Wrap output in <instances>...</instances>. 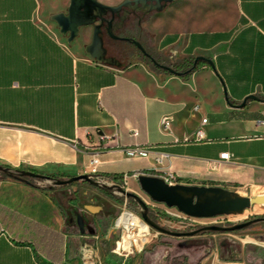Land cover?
<instances>
[{
  "label": "crops",
  "instance_id": "0c3cea01",
  "mask_svg": "<svg viewBox=\"0 0 264 264\" xmlns=\"http://www.w3.org/2000/svg\"><path fill=\"white\" fill-rule=\"evenodd\" d=\"M10 1L0 0V42L8 46L0 52V165L67 179L87 174L97 156L102 185L33 178L32 186L0 176V264H264L259 226L209 234L201 243H146L116 256L115 219L130 202L114 185L124 173L155 174L158 166L153 155L129 157L103 148L99 138L156 145L169 154L163 167L170 165L180 184L264 194V0H234L236 20L227 28L213 27L207 17L195 19L199 25L186 19L195 28L157 37L154 50L167 61L212 60L214 68L202 66L187 80L81 56L32 20L38 0H30L28 19L16 18L19 9ZM158 24L144 26L152 32ZM250 94L257 99L238 106ZM223 152L228 160L220 159ZM127 187L147 196L138 178L130 177ZM251 210L264 212V205Z\"/></svg>",
  "mask_w": 264,
  "mask_h": 264
},
{
  "label": "water",
  "instance_id": "95a60500",
  "mask_svg": "<svg viewBox=\"0 0 264 264\" xmlns=\"http://www.w3.org/2000/svg\"><path fill=\"white\" fill-rule=\"evenodd\" d=\"M173 1L176 0H122L117 4H106L99 0H69L65 11L53 12L49 15V18L56 23L59 33L65 37L67 44H71L72 41L78 37L81 27L91 26L92 32L90 41L84 45V52L97 63L116 67L117 64L115 61L105 56L103 40L100 34L103 22H107V31L111 38L119 39L120 37L113 33L112 22L111 20H107L105 16L108 13H118L123 6L135 8L138 3L143 7H149L150 9L161 11L164 9L166 3ZM128 12L127 9L124 10V14L120 17L121 21L124 20ZM136 44L139 45L138 42H136ZM198 61H203L214 68L212 60L208 57L197 55L194 57L193 64L195 65ZM158 66L173 75L177 76L180 74V72L176 71L171 66L161 64H158ZM248 99H257V97L250 94L244 97L238 106H244ZM2 170H4V168L0 165V171ZM21 174L34 179H42L51 182L53 185H66L78 180H84L93 185H102L101 182L93 180L88 174L55 180H52L48 175H40L30 170H22ZM138 181L141 190L152 200L165 203L168 207H175L177 210L189 216L198 218L239 214L250 206L264 203V194H258L253 197L241 196L219 186L187 184L170 185L157 176L146 174L139 175ZM118 190L127 198L131 197L137 202L140 206V216L142 219L158 232L173 237L192 236L197 232H178L160 226L148 215V208L141 197L119 187ZM79 195L81 202L84 205L87 200L86 190H80ZM253 222V220H246L230 226L206 225L201 227L199 231H236L248 227Z\"/></svg>",
  "mask_w": 264,
  "mask_h": 264
},
{
  "label": "rangeland",
  "instance_id": "374dc122",
  "mask_svg": "<svg viewBox=\"0 0 264 264\" xmlns=\"http://www.w3.org/2000/svg\"><path fill=\"white\" fill-rule=\"evenodd\" d=\"M99 1L106 4H117L122 0H99ZM10 2L11 4L7 6H10L12 9L15 10L19 9L21 15L24 17L29 16V13L33 7V3L30 0H11ZM68 3L69 0H38V3L36 4V9L32 14V20L41 28H43L45 31H47L50 35L58 39L62 44H64L65 46H69L71 50H73L77 54L81 56L89 57L84 52L83 48L84 45L90 41L91 32H92L91 26L81 27L78 37L75 38L71 44H67L65 37L61 33H59L56 23L49 18V15L53 12L65 11L68 6ZM1 8L2 7H0V12H1ZM206 17L209 19L208 23L212 24V26L215 28H227L231 26L236 20V9H235L234 0H176L171 2L169 5H167V7L163 11L154 13L151 16L149 22L147 23V26L149 24L159 23L156 29L151 30L152 31L151 35L153 38L152 48L155 49V40L160 34L167 31H174V30L183 31V30H188L189 28L193 29L195 27H190V25L192 22L194 23L195 19H199V18L204 19ZM186 19H190V20L192 19L193 21L191 20L192 22L190 21L186 22ZM196 23L199 25L198 21ZM134 63H136V61H133L130 67H134V66L140 67L139 63L136 65ZM148 68L151 70H155L154 67H152L151 65H148ZM204 116L207 117L206 114ZM210 124H214L213 121H211ZM79 181H82V183L85 182L84 180H78L74 182V184L79 185V183H77ZM217 186L225 188L229 191H233L241 196L253 197L256 195V190L250 189L249 187L228 188L225 187L226 186L225 184L217 185ZM128 201L130 202V204L127 205L126 208L134 212L135 215L137 214L138 217L142 219V217L140 216V206L137 204V202L132 198H129ZM119 213L120 211L118 212V215ZM148 215L160 226L167 228L169 230L178 231V232H191V231H197V232L192 236L173 237L166 234H162L157 230H155L154 228H152L149 224H147L150 228V235L145 237L144 239L140 238L138 241L139 243L136 242L133 243L134 245H136L138 249H140L146 243L163 244V243H170L169 241H182V242L188 241V243H193V244L201 243L203 241L206 242L207 239H211V237L208 236L209 234L222 233V232H213V231L201 232L199 231V229H201V227H203L204 225H196V226L182 225L178 223V221H173L172 219H169V217L163 215L159 217L154 216V214H152L149 211H148ZM216 219L218 220V224L216 225H221V226H230L235 223L246 220L254 221L251 225H249L246 228L236 231H229L227 233H234V234L248 233L251 230V228L254 226H259L261 228L264 227V212H261L259 210L252 211L251 206L243 210L239 214L220 215ZM143 222L145 221L143 220ZM119 241H122V237L120 240H118V242ZM112 248L113 249L115 248L114 244ZM117 249H118V244H117V248L115 249V255L118 257H121V255L123 254L122 252H127L120 249L118 253L116 252ZM128 252H131V250Z\"/></svg>",
  "mask_w": 264,
  "mask_h": 264
},
{
  "label": "flooded vegetation",
  "instance_id": "af4514ba",
  "mask_svg": "<svg viewBox=\"0 0 264 264\" xmlns=\"http://www.w3.org/2000/svg\"><path fill=\"white\" fill-rule=\"evenodd\" d=\"M170 3H166L164 9ZM125 9L129 12L126 14L124 20L121 21L120 17L124 14ZM161 11L143 7L138 3L135 8L123 6L118 13H108L105 17L107 20H111L113 33L120 38L113 39L108 35L107 22L104 21L100 34L103 40L105 56L113 59L117 67L120 68L129 67L133 61H136L135 65L139 63L157 68H160L158 64L166 66L174 64V62L165 60L155 52L152 48L153 38L151 32L144 26L149 22L154 13Z\"/></svg>",
  "mask_w": 264,
  "mask_h": 264
},
{
  "label": "built area",
  "instance_id": "2783aa9c",
  "mask_svg": "<svg viewBox=\"0 0 264 264\" xmlns=\"http://www.w3.org/2000/svg\"><path fill=\"white\" fill-rule=\"evenodd\" d=\"M195 108H197V107H195ZM206 122H207V118L204 117L201 119L200 124L204 125ZM163 123L167 124L165 119H163ZM201 125L196 130V140H200L202 138ZM134 134H136V132H134ZM99 138L103 142V148H108V147L119 148L129 157H148L150 155H153L155 163L158 166L154 170L155 174H152V173H143V174L157 176V177L161 178L165 183L170 184V185L180 184L177 182L178 180H177L176 176L170 170V165L163 167V161L165 159H169V154L166 153L165 151L159 150L156 145L141 146V145L135 144V145H130V146H120V145H118V143L115 142L114 139L112 141V142H114V144H111L109 141H105L106 137L104 135H100ZM220 159L228 160L229 154L227 152L220 153ZM99 164H100V160L98 159V157L93 156L90 160V163H89L90 167H89V171L87 174L93 180L100 182L101 180L98 177V166H99ZM139 175H141V174L124 173L121 177L120 183L118 185H114L116 187L115 192L122 195V196H125L123 193H121L118 190V187L127 191L128 190V187H127L128 179L130 177L138 178ZM141 199L146 204L148 211L151 212L152 214H154V216L159 217V216L163 215V216L169 217V219H172L173 221H178V223H180L182 225H189V226H196V225L206 226V225L218 224V220L216 218L219 217L220 215H216V216L208 217V218L193 217V216H189V215L177 210L175 207H168L165 203L156 202V201L152 200L148 195L145 198L141 197ZM125 211L135 214L134 212L127 209L125 206L120 210L119 215L115 219V226L117 229L120 230V236L115 241V248L112 249L113 252H115V249L117 248L118 240H120L122 235H123V226L118 224L117 220H118V218H120V216ZM133 248H136V245L132 244L131 250Z\"/></svg>",
  "mask_w": 264,
  "mask_h": 264
},
{
  "label": "trees",
  "instance_id": "16d2710c",
  "mask_svg": "<svg viewBox=\"0 0 264 264\" xmlns=\"http://www.w3.org/2000/svg\"><path fill=\"white\" fill-rule=\"evenodd\" d=\"M7 1H10V0H7ZM33 5H34V2H32ZM17 17L16 18H19V19H28L29 17H24L21 15L20 11L17 13L16 15ZM7 18H10V17H7ZM9 27H7L5 25V27L3 28V32L4 34L6 35V33L8 34V31H11L10 29H8ZM8 49V46H7V43L3 42L1 43L0 42V52H4V51H7ZM193 61H194V57H187V58H182L178 61H176L174 64H172L171 66L178 72H180L179 75H177L180 79L182 80H187L189 78V76L194 72L196 71L197 69H199L200 67L202 66H210L208 65L207 63L203 62V61H198L195 65L193 64ZM154 69L156 71H159V72H163V73H166V74H171L169 73L167 70L165 69H162V68H157V67H154ZM4 170L0 171V176L1 177H10V178H13V179H18V180H21V181H24V182H27L28 184L32 185V186H37L34 182V179L32 177H28V176H25V175H22L21 174V171L22 169H17V168H12V167H8V166H3L1 165ZM52 180H55V179H62V177L60 176H55V175H48ZM53 188L52 186H45L43 189H51ZM129 200V198H128ZM131 200V199H130Z\"/></svg>",
  "mask_w": 264,
  "mask_h": 264
},
{
  "label": "bare ground",
  "instance_id": "6f19581e",
  "mask_svg": "<svg viewBox=\"0 0 264 264\" xmlns=\"http://www.w3.org/2000/svg\"><path fill=\"white\" fill-rule=\"evenodd\" d=\"M260 194V193H258ZM256 194V195H258ZM262 206L264 203L255 204ZM252 207V206H251ZM118 224L123 226L122 241L118 242V249L116 252L119 253L120 249L124 251H130L133 243H139L140 238H145L150 235L149 226L143 222L137 215L125 211L120 218H118ZM121 243V245H120Z\"/></svg>",
  "mask_w": 264,
  "mask_h": 264
}]
</instances>
